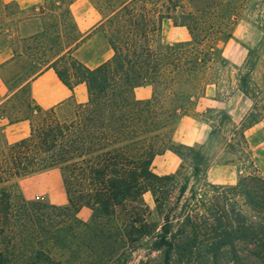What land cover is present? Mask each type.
<instances>
[{
	"label": "trees",
	"instance_id": "16d2710c",
	"mask_svg": "<svg viewBox=\"0 0 264 264\" xmlns=\"http://www.w3.org/2000/svg\"><path fill=\"white\" fill-rule=\"evenodd\" d=\"M75 1L44 0L23 12L0 0V50L14 51L6 67L23 64L12 78L1 74L9 97L0 120L30 123L24 139L0 138V264H133L144 244L147 253L134 264H264V177L209 183L213 159L204 144L172 139L181 115L198 116V101L217 78L210 72L227 66L223 47L248 0H88L101 16L96 31L113 50L95 69L75 56L88 38L72 13ZM166 20L190 39L166 43ZM48 69L71 91L85 84L87 102L38 106L29 85ZM253 74L239 75L252 108L220 153L244 148L246 130L264 122V81ZM142 86L152 87L150 99H136ZM216 134L224 140L221 126L208 140ZM167 151L181 164L159 176L152 164ZM53 169L67 204L27 200L19 181ZM146 193L160 224L148 221ZM83 208L91 210L88 221L79 217Z\"/></svg>",
	"mask_w": 264,
	"mask_h": 264
},
{
	"label": "rangeland",
	"instance_id": "374dc122",
	"mask_svg": "<svg viewBox=\"0 0 264 264\" xmlns=\"http://www.w3.org/2000/svg\"><path fill=\"white\" fill-rule=\"evenodd\" d=\"M260 2H264V0H248L246 2V10L235 24L231 39L223 47V56L227 60V66L218 67V69L215 66L214 70L210 72L211 76L217 77L216 81L209 86L206 96L198 101L197 118L206 129V136L200 144H204L205 152L211 153L213 159L210 177L207 180L209 183L224 187H234L242 177L250 174L264 177V122L246 130L247 143L244 148L236 147V151L229 150L227 153H220L218 147L219 143H223V146L227 142L231 143L230 140L235 137L236 130L241 127V123L252 108V101L246 98L239 89V75L252 69L253 77L259 82L264 81V30L258 17L260 8L264 9V4L262 7H258L257 3ZM90 6L91 3L87 0H77L75 7L78 15L76 16L87 15ZM36 23L35 27L39 26V22ZM29 27L33 28V26ZM94 33L98 34V38L92 40L82 53L76 54L81 59L89 60V62L92 60L93 64L100 62L108 55L104 36L96 30ZM163 36L166 43L190 39L185 28H176L167 20L163 24ZM22 65L20 60L15 63L14 68L5 67L0 73L7 79L12 78L20 73ZM223 114L232 120V125H228L225 120L221 119ZM221 120L224 125L220 123ZM215 126H221L224 140L220 139L217 134L208 140V135L210 131L215 130ZM25 184L30 192H27L19 181L21 192L27 200L50 204L47 199L49 195L58 196L65 192L58 171L34 176L26 180ZM40 186H44V189L37 190L36 187ZM37 194H41V196L38 198ZM144 201L149 208L148 221L160 224L161 219L150 193L144 195ZM244 210L246 213H250L248 207L245 206ZM146 253L144 244L143 248L136 253L134 263L142 259Z\"/></svg>",
	"mask_w": 264,
	"mask_h": 264
},
{
	"label": "crops",
	"instance_id": "0c3cea01",
	"mask_svg": "<svg viewBox=\"0 0 264 264\" xmlns=\"http://www.w3.org/2000/svg\"><path fill=\"white\" fill-rule=\"evenodd\" d=\"M6 4H15L20 11H31L38 9L43 5L44 0H2ZM77 1V0H76ZM75 1V2H76ZM88 1V0H87ZM75 2L71 6L72 13L74 15L78 30L83 34L84 37H88L80 48L75 52L76 54L82 53L88 46V44L98 38V34L94 33L96 28L99 26L101 20L100 14L91 4L88 8V14L84 16H76L77 9ZM90 3V2H89ZM76 16V17H75ZM91 34V35H90ZM90 35V36H89ZM106 40V38L104 37ZM186 41V40H184ZM106 53L108 55L98 63L93 64L89 60H84L76 57L83 62L86 66L91 69L97 68L102 63L109 60L113 55V50L106 40ZM14 57V51L11 46H7L0 50V72L12 61ZM30 92L34 102L43 109H50L56 105H59L70 98H73L77 103H86L88 100V90L85 84L77 85L73 91L66 87L58 78L53 69H48L42 72L40 75L35 77L30 82ZM209 90L208 89L206 91ZM134 95L138 100H148L152 96L151 86H142L134 90ZM9 97V89L0 73V102L5 101ZM198 110V108H197ZM30 123L28 121H21L15 124H8L6 121L0 120V138L4 137L10 143L18 142L29 136ZM206 136V129L196 116L184 114L181 115L176 123L173 131L172 139L175 143L184 144L188 146H194L200 144ZM181 164V159L171 151H167L162 155L157 156L152 164V169L155 174L159 176H165L173 174L177 171ZM211 170V168H210ZM210 170L208 171L207 179L210 177ZM51 171H60L53 169L43 173H36L20 180L25 190L30 192L25 184L26 180L34 177L41 176ZM61 176V174H60ZM218 184H221L218 182ZM37 190H43L44 186L36 187ZM42 194V192H40ZM37 194V197L41 196ZM147 194V193H146ZM48 201L52 205H65L67 204L66 192L61 193L58 196L49 195ZM79 217L85 221H88L91 217V210L83 208L79 212Z\"/></svg>",
	"mask_w": 264,
	"mask_h": 264
}]
</instances>
